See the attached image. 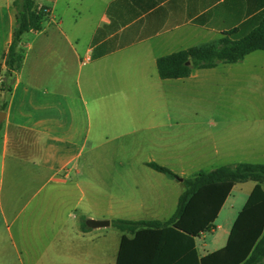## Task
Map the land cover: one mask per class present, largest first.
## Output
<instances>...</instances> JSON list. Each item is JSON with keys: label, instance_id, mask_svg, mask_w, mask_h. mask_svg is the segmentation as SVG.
<instances>
[{"label": "crops", "instance_id": "1", "mask_svg": "<svg viewBox=\"0 0 264 264\" xmlns=\"http://www.w3.org/2000/svg\"><path fill=\"white\" fill-rule=\"evenodd\" d=\"M12 1L0 0V264H116L124 233L103 228L166 221L184 189L146 163L193 177L255 152L220 124L167 117L168 99L192 100L200 80L228 79L247 55L177 79H160L156 60L229 30L247 34L264 0H34L46 17L21 35L22 61L3 82ZM200 132L207 138L183 139ZM254 185L232 187L214 228L195 238L200 256L226 244ZM102 186L116 196L100 219ZM227 204V227L209 244Z\"/></svg>", "mask_w": 264, "mask_h": 264}, {"label": "trees", "instance_id": "2", "mask_svg": "<svg viewBox=\"0 0 264 264\" xmlns=\"http://www.w3.org/2000/svg\"><path fill=\"white\" fill-rule=\"evenodd\" d=\"M12 7L14 27L4 55V79L11 77L22 61L21 35L39 30L46 17L45 8L38 7L34 0H13ZM233 33L234 30H229L209 42L159 57L156 68L160 79L184 78L192 69L235 63L254 51L264 52V14L247 34L234 38ZM146 165L177 179L164 166L154 162ZM247 181L255 185L230 229L226 244L200 256L195 238L214 228L213 222L232 187ZM181 182L184 189L166 221L117 219L110 222L124 233L116 264H264V164L224 165L183 178Z\"/></svg>", "mask_w": 264, "mask_h": 264}, {"label": "rangeland", "instance_id": "3", "mask_svg": "<svg viewBox=\"0 0 264 264\" xmlns=\"http://www.w3.org/2000/svg\"><path fill=\"white\" fill-rule=\"evenodd\" d=\"M217 72H220V69ZM223 77L218 73L210 76L206 81L200 80L198 94L192 100L189 98L177 101L174 98L168 99V121H196L205 125L207 123L220 124L228 129L226 130L229 132L227 137L231 142L255 144V152L243 156L236 162L224 163L227 165L240 162L264 164V52L255 51L247 55L239 64L235 65L229 74L230 79H223ZM175 108H179V110H175ZM193 138L205 139L207 135L205 132H200L198 135L189 133L184 135L183 139L190 141ZM189 155L188 153L184 157ZM102 163L107 164V162ZM216 163L219 165L220 161ZM187 172L193 173L189 170ZM188 177L190 176H177L180 179ZM102 179L107 180L106 177H102ZM173 180L177 186L184 188L177 179ZM115 196V193L103 186L98 188L99 218L103 208L113 203ZM227 211L228 204L223 207L215 222V224L221 225L222 230L206 233L207 243L210 244L213 238L221 235L222 231L226 229L228 221L224 216ZM103 232L110 234L116 231L110 225L104 227ZM210 247L212 248L213 245ZM210 247L208 249H211Z\"/></svg>", "mask_w": 264, "mask_h": 264}, {"label": "water", "instance_id": "4", "mask_svg": "<svg viewBox=\"0 0 264 264\" xmlns=\"http://www.w3.org/2000/svg\"><path fill=\"white\" fill-rule=\"evenodd\" d=\"M188 64V62H187ZM177 180L181 181L182 179L177 178ZM87 224L92 226V227H104L107 226L109 224L108 221H93V220H88Z\"/></svg>", "mask_w": 264, "mask_h": 264}]
</instances>
